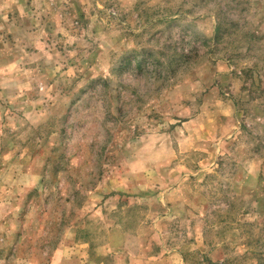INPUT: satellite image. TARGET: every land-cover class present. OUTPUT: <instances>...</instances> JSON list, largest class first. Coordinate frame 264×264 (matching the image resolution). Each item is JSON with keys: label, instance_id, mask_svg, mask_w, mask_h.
<instances>
[{"label": "rangeland", "instance_id": "obj_1", "mask_svg": "<svg viewBox=\"0 0 264 264\" xmlns=\"http://www.w3.org/2000/svg\"><path fill=\"white\" fill-rule=\"evenodd\" d=\"M118 233L259 264L264 0H0V264Z\"/></svg>", "mask_w": 264, "mask_h": 264}, {"label": "crops", "instance_id": "obj_2", "mask_svg": "<svg viewBox=\"0 0 264 264\" xmlns=\"http://www.w3.org/2000/svg\"><path fill=\"white\" fill-rule=\"evenodd\" d=\"M124 193V191H122ZM120 234L121 245H108L98 249H92V245L87 242H73L70 245H62L54 253V264H184L181 253L176 249H166L161 245L158 252L152 253L149 248H129L128 239H142L138 235ZM159 240L162 235L157 234ZM76 239L75 233L70 235ZM163 238V237H162ZM124 241L127 244L123 245Z\"/></svg>", "mask_w": 264, "mask_h": 264}, {"label": "trees", "instance_id": "obj_3", "mask_svg": "<svg viewBox=\"0 0 264 264\" xmlns=\"http://www.w3.org/2000/svg\"><path fill=\"white\" fill-rule=\"evenodd\" d=\"M216 16V15H215ZM216 26L214 28V33L212 35V37L210 39H206L205 41H208L212 46H211V51L213 50V48H216L217 46L221 45V43H223V41L225 40V37L229 34V32L226 29V25L225 22L221 21L219 15L216 16ZM166 21H168V19H166ZM158 23H163V20H158ZM240 34V33H239ZM239 36V35H238ZM256 38V37H255ZM257 40V39H256ZM168 47L163 48L164 51L163 53H166V49ZM151 55L154 56L155 53L154 51H151ZM157 55H163L162 53L158 52ZM163 65L165 68H167L168 70H175V64L173 63V61H169L167 63V65H164L162 63H160V59H158V63L157 65ZM178 65V64H177ZM181 66V65H180ZM180 68V67H178ZM184 75L186 74V72L183 73ZM245 214H248V212L246 211ZM248 224V223H247ZM258 245L260 244V240L257 241ZM264 246V243L262 244ZM257 258L259 259V264H264V253H260L257 255ZM228 262L222 263V264H227ZM210 264H218V263H214L210 261Z\"/></svg>", "mask_w": 264, "mask_h": 264}]
</instances>
